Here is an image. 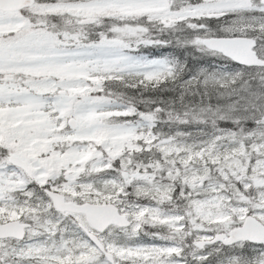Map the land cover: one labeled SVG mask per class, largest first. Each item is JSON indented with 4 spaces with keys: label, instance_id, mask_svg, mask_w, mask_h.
<instances>
[{
    "label": "snow or ice",
    "instance_id": "1",
    "mask_svg": "<svg viewBox=\"0 0 264 264\" xmlns=\"http://www.w3.org/2000/svg\"><path fill=\"white\" fill-rule=\"evenodd\" d=\"M0 264H264V0H0Z\"/></svg>",
    "mask_w": 264,
    "mask_h": 264
},
{
    "label": "trees",
    "instance_id": "2",
    "mask_svg": "<svg viewBox=\"0 0 264 264\" xmlns=\"http://www.w3.org/2000/svg\"><path fill=\"white\" fill-rule=\"evenodd\" d=\"M176 54H177L181 59H184V54H183L182 51H178ZM200 63L203 64L204 61H200ZM192 64H193V61H191V59H190V60H189V66L191 67ZM185 78H186V77H185ZM180 91H181V90H180V88H179V84H177V85H176V89H175V91H168V92L158 93L157 95H162V96H164L166 99H167L168 97H173V98H175L176 96H178V95L180 94ZM187 99L191 100V99H193V97H187ZM164 127H165V130L167 131V130H168L167 125H165Z\"/></svg>",
    "mask_w": 264,
    "mask_h": 264
}]
</instances>
